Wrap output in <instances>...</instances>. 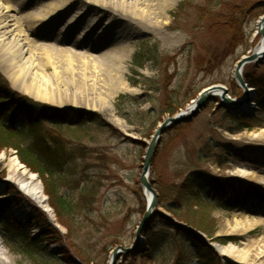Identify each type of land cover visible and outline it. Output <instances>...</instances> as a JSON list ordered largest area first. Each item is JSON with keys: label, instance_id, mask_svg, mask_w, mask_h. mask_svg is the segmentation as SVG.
I'll return each instance as SVG.
<instances>
[{"label": "rangeland", "instance_id": "obj_1", "mask_svg": "<svg viewBox=\"0 0 264 264\" xmlns=\"http://www.w3.org/2000/svg\"><path fill=\"white\" fill-rule=\"evenodd\" d=\"M1 1L4 6L14 7L10 15L17 20L21 11L18 5L24 0ZM157 1L98 0V5H93L91 0H70L67 13L57 16L54 24L48 22L52 26L45 29L49 36L43 37L41 28L29 31L28 24L23 27L32 46L46 48L55 45L59 30L74 18L73 36L59 48L73 49L68 45L73 38H97L104 33L95 51L86 45L73 49L71 56L77 53L72 57L73 70L68 71L66 63L56 65L55 58L61 57L34 51L37 66L25 71L28 75L23 81L21 69L9 66V59L0 57V78L8 81L14 91L36 102L38 89L61 99L63 109L53 102L41 103L64 112L65 121L60 126L34 121L40 123L36 129L44 136L60 133L75 148L83 145L88 149L85 158L75 159L63 170L68 178L62 189L64 196L78 202L83 188L93 186L97 192L94 204L76 217L68 239L70 232L58 222L54 210L51 208L57 224L15 185L7 184V171L1 169L0 264H36L20 252L18 231L22 228L35 238L41 232L40 226L47 223L60 236L57 242L46 244V252L41 254L43 264H111L117 247L134 250L129 254L121 251L115 264H203L192 241L194 236L202 237L197 233L205 236L207 245L263 247L264 185L258 180L236 178L234 172L245 168L264 177V105L256 103L264 84L259 89L249 85L254 95L248 107L243 106L250 116H246L245 126L234 121L231 112L220 108V101H214L184 124L183 129L175 126L164 134L149 176L158 204L135 248L136 232L148 204V195L140 182L142 165L157 129L167 118L186 112L200 93L211 86H226L233 99L242 98L244 92L233 78L234 68L262 39L257 24L264 16V0H168L163 17L156 10ZM33 3L29 8L37 9L56 4L57 0ZM245 3L253 7L252 12L240 21L237 19V23L234 21L236 27L229 22V33H224L228 6ZM143 10L155 17L151 19L150 32L140 22ZM96 23L98 26L94 27ZM118 43L119 46L112 47ZM109 50L115 51L116 59L105 61L103 56ZM67 57L63 55L64 59ZM94 62L96 69L91 65ZM109 71L114 76L119 72L120 78L109 75ZM245 72L264 83V63L248 65ZM118 82L124 83L122 90L116 88ZM121 95H129L132 100L122 105L120 113L116 103ZM169 110L176 113L171 115ZM237 112L243 115L240 110ZM25 123L22 114L17 115L16 127L24 128ZM2 153L19 159L14 150ZM192 173L231 181L236 199L229 204L230 208H225V202L208 187L194 190L202 206L177 204L178 188ZM40 181L45 192L41 178ZM45 195L50 205L46 192ZM174 206L181 208L180 222L170 211ZM193 219L208 226L204 228L210 232L202 230ZM235 219L258 223L244 235L223 234L226 222ZM224 238L237 242L223 245L217 241ZM220 259L222 264H236ZM259 263L263 264L264 258Z\"/></svg>", "mask_w": 264, "mask_h": 264}, {"label": "trees", "instance_id": "obj_2", "mask_svg": "<svg viewBox=\"0 0 264 264\" xmlns=\"http://www.w3.org/2000/svg\"><path fill=\"white\" fill-rule=\"evenodd\" d=\"M227 10L228 18L224 22V26H222L226 34L229 33L228 25L230 24L228 23L232 22L236 27L237 25L235 23L240 21L242 17L249 15L253 7L245 3L234 8L228 6ZM220 18L221 16H218L217 20ZM237 19L238 21H236ZM234 21L236 22L234 23ZM244 77L246 82L254 88L259 89L264 84L258 77L249 75L246 72H244ZM263 93L264 91L256 100V103L260 105H264V100L262 99ZM127 100H132V98L129 95H121L118 98L116 108L120 113L122 105ZM167 113L174 115L176 111L169 110ZM20 114H22L26 123L24 128L17 129L16 117ZM122 116L129 121L123 114ZM89 117L91 118L92 114ZM232 119L234 121L237 120L244 126L246 125L245 121L248 120L243 116H239V118L232 116ZM38 120L47 122L50 125L60 126L61 124L59 123L65 121L64 112L21 95L11 88L8 81L0 78V152L14 150L22 164L32 172L39 174L44 183L45 192L49 197L50 206L54 210L58 222L70 232L68 239H71L72 228L76 224V217L81 214V211H84L88 206L94 204L97 192L95 187L88 186L82 189L81 198L78 202L69 200L62 193V189L68 181V178L64 176L63 170L75 159L85 158L88 149L83 145L75 148L60 133H47L44 136L39 129H36L40 123L34 121ZM184 127V124H181L176 129H183ZM115 133L120 135L116 130ZM206 187L210 188L219 199L225 202V208H229V204L236 199V192L231 187V181L223 178L209 177L203 173H192L178 188L176 203L191 207L202 206L198 197L194 196V190L196 188L203 190ZM174 207L170 208V211L176 220L180 222L181 217H183L180 212L181 208ZM193 223L200 225L201 229L207 233L210 232L204 228L208 226L201 221L197 222L193 219ZM40 231L35 238H32L28 233L24 232L22 228H19L18 231L21 241L20 252L29 256L36 264H43L41 263V254L44 251L46 252V244L57 242L59 240L57 237L60 236L58 231L48 223L40 226ZM192 239L198 249L200 258L203 260V264H222L220 257L211 246L204 242L202 237L194 236ZM217 241L226 245L229 242H237V239L224 238Z\"/></svg>", "mask_w": 264, "mask_h": 264}, {"label": "bare ground", "instance_id": "obj_3", "mask_svg": "<svg viewBox=\"0 0 264 264\" xmlns=\"http://www.w3.org/2000/svg\"><path fill=\"white\" fill-rule=\"evenodd\" d=\"M69 1L70 0H57L56 4L50 3L47 6L41 8L36 7L37 9H34L29 8L30 6H32V4H34V0H24L18 5L20 7L19 10L21 11L19 12L20 17L17 20L14 16L10 15V12L14 11V7L4 6L3 1L0 2V57L9 59V66L21 69L23 74V81L28 75V73L25 71L34 70L37 66L36 61L33 58L34 51L36 52L42 50L46 53L56 55V57H61L59 59L55 58L57 61L56 65L60 63H66L68 66L67 70L70 71L73 70L75 66L72 57L77 56V53L74 54L76 56H71L73 53V49L81 48V46L86 45L90 48L91 51H95L97 46L101 43L104 33H99L97 35V38H91L90 36L86 37L84 35H81L77 38H73L72 43L68 44L69 46H72L73 49L69 47L67 49L59 48L58 46H63L64 42L72 38V27L75 21L74 18L72 19V21L65 24L62 30H59V34L57 35L54 42L55 45L50 47L47 46V48L46 45H40L41 47H39L38 45L32 46L31 42L29 41L30 39L26 36L23 27L28 24L29 31L41 28L40 30L43 31V37L49 36L47 35L48 31H45V29H49L50 27L48 22L52 21L54 24L58 20L57 16H64L67 13ZM91 1L93 5H98V0ZM158 1L157 2L159 3V7H157L156 10L159 11V17H163L164 9L168 5V0ZM123 6L125 7V5ZM151 14L146 10H143V14L140 16L141 24L144 22V28H148L147 32L151 31L149 28L151 19L155 18L153 17V14ZM93 26L96 27L98 26V24L96 23ZM117 45L119 46V43L113 45L112 47ZM263 49L264 41H261L256 50L259 51ZM65 54L68 55V57L64 59L63 55ZM50 58V56L47 57L48 64L52 63V60ZM103 58H105L103 59L105 61L116 59L115 51H107ZM96 64L97 63L94 62L91 65L96 69L98 68ZM53 67L55 68V70H57V67H55V65ZM57 73L58 72H55V74ZM117 73L119 74V72ZM118 74L114 76L109 71V75L113 76L117 80L121 75L120 74L118 76ZM35 84L37 85V83ZM124 87L125 85L123 82L117 83V89L122 90ZM251 96L252 93H250V97ZM35 100L43 103L53 102V104H56V106H58L59 108H64L63 103L59 97L54 98L53 95L48 94L47 92H43L41 89H38ZM247 106V103L244 104V108H246ZM1 169H5L7 171V184L9 183V185H15L23 195L31 199V201L36 206L41 208L53 223L57 224L53 211L51 210V207L49 205V201L45 195L43 185L40 181V178L36 174L26 168L17 157L13 155L9 156L7 153L0 154V170ZM234 176L241 180H258L260 184L264 185V177H259L257 173L252 170L237 168L234 172ZM147 195L150 201L151 194L147 193ZM257 223L258 222L256 221L237 219H235L232 223L227 221L224 230H222V233L226 235H244L254 229ZM215 247L218 254L222 258L231 260L236 264H260L259 262L264 258V245L261 248H257L255 244H251L249 246H245V248H242L234 244H230L227 246L215 244Z\"/></svg>", "mask_w": 264, "mask_h": 264}, {"label": "water", "instance_id": "obj_4", "mask_svg": "<svg viewBox=\"0 0 264 264\" xmlns=\"http://www.w3.org/2000/svg\"><path fill=\"white\" fill-rule=\"evenodd\" d=\"M257 32L258 35L261 36L262 41H264V16L261 17L257 24ZM264 63V49L257 51L256 49L251 52L250 55L242 57L234 68L233 78L237 82V84L242 88L244 92V97L240 99H233L230 96V91L228 88L222 85H214L205 90H203L198 98L195 100L193 105L184 113H180L179 115L167 118L164 122L159 126L155 135L152 138L150 145L147 148L146 155L144 158V162L142 165V174L140 177V182L145 189L146 193L151 194V200L148 199V204L146 207V211L144 217L137 229L136 232V242L135 248L139 245L140 242V235L145 229L148 227L151 219L154 216L155 207L158 204V195L156 190L152 187L149 176L150 170L152 166V162L154 159V155L156 150L161 142L162 137L164 134L174 128L175 126H179L181 124L190 123L194 118H196L211 102L220 99L221 105L228 109L234 115H238V110L247 117H250L243 111L244 104H250L253 101L254 91L250 89V86L246 83L244 79V69L247 65L255 64L260 65ZM252 91V92H251ZM250 93L252 96L250 97ZM248 107V106H247ZM133 248L125 249L122 247H117L113 251L111 264H115L116 258L118 257L119 253L122 251L126 254H129L133 251Z\"/></svg>", "mask_w": 264, "mask_h": 264}]
</instances>
